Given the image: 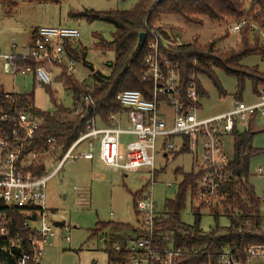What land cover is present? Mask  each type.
<instances>
[{
    "label": "built area",
    "instance_id": "2783aa9c",
    "mask_svg": "<svg viewBox=\"0 0 264 264\" xmlns=\"http://www.w3.org/2000/svg\"><path fill=\"white\" fill-rule=\"evenodd\" d=\"M249 26L264 38V31L247 19L233 22L229 32L239 35ZM164 33L152 32L148 42L145 79L153 82L152 98H145L139 91L119 93L116 100L123 111L112 115L109 125L102 124L95 116L61 159L57 154L56 138H48L42 152L31 150L29 143L43 126V121L33 117L29 107L20 103L16 94L5 95L4 104L13 110L0 106V264H41L44 250L51 246L50 239L56 236L52 221L54 214L47 206L48 184L68 161L93 162L96 151L98 160L113 170L130 173L146 167L152 173L135 202L137 227L141 234L127 245L128 258L124 264H179L187 255L182 249L170 246L171 236L158 237L165 221L157 212L150 189L156 182L160 148L163 157L168 158L178 150L173 139H189L197 171L202 173L193 200L198 208L210 210L226 198L225 187L230 181L229 159L224 154L226 137L239 131L241 124L244 130L240 132L250 128L252 119L264 118V88L252 104L235 102L226 113L199 117L202 98L197 83L192 81L183 94L177 67L162 56V51L169 52L170 46L183 43L179 36ZM80 39L77 28L39 27L23 56L34 61L37 67L10 68L22 75L33 73L38 83L52 87L54 68L73 76L76 61L68 56L66 46L78 49L76 45ZM16 48L13 45V51ZM12 57H16L15 54L0 53V65ZM46 63L50 65L48 69L43 66ZM82 88L85 94L74 104L76 114L89 107L94 111V100L89 92L91 86ZM125 123L127 129L122 128ZM123 135L134 138L125 147L121 141ZM38 169H43L40 175L36 173ZM258 175L263 177L262 168ZM166 243L168 247L164 245ZM115 250L121 252V247L117 245ZM256 261H264V245L248 247L244 259L231 251L223 253L218 264H254Z\"/></svg>",
    "mask_w": 264,
    "mask_h": 264
},
{
    "label": "trees",
    "instance_id": "16d2710c",
    "mask_svg": "<svg viewBox=\"0 0 264 264\" xmlns=\"http://www.w3.org/2000/svg\"><path fill=\"white\" fill-rule=\"evenodd\" d=\"M25 1L46 2L55 0ZM0 3L8 10H12L14 6L18 5L12 4L10 0H0ZM70 16L72 19L86 20L89 23L105 22L115 30L110 41L100 34L94 36L97 40L94 49L103 53L112 52L115 54L114 62L109 65L111 70L109 75L93 71L89 92L94 100V111L90 112L89 109L85 108L81 113L76 114L75 105L73 108L57 105L50 86L43 84L41 85L50 91L53 98L55 110L52 113L38 110L35 107L32 94H16L15 96L20 103L29 107L33 117L43 121V126L29 143L31 150L42 152L47 139L56 138L59 159L86 131L88 123L95 116L102 124L109 125V118L123 111L116 100L119 93L127 90L139 91L145 98H152L153 82L145 79L148 69L145 61L149 54L148 42L152 32L165 35L161 27L157 26L162 18L176 17L184 20L186 24L201 27L205 20L229 23L230 21L236 22L247 19L251 24L264 31V0H139L128 11H85ZM36 31L37 29H35ZM144 33L147 34V41L140 48V36ZM239 36L242 38V48L230 53L216 51L213 44L200 46L198 38L189 44L175 46L169 52L162 51V56L177 67L181 92L184 94L189 84L195 81L199 95L203 98L206 92L199 78L206 77L213 83L218 92L225 96L226 93L223 91L217 76V71H222L237 79L240 90L236 97L237 101L242 102L241 94L246 80L252 81L254 93L259 95L260 90L264 88V74L257 68L248 69L244 67L242 62L254 55L262 56L264 60V38L251 26L245 28ZM66 51L71 59L82 60L87 64V50L83 48L74 49L72 45H68ZM25 55L9 58L7 64L9 67L15 66L18 69L36 68L37 64L32 60L25 59L23 57ZM60 81L64 83L67 90L74 94V104L85 94L82 86L65 72L60 77ZM6 94L0 87V106L12 111L13 108L4 104ZM254 135L251 128L242 132H234L232 136L234 152L232 158L229 159L230 181L225 187L226 198L210 209L215 215L221 213L226 216L231 222L229 228L220 229L217 226L216 230L205 237H199L197 234L195 237L189 235L190 230L180 221V212L185 209L191 197L194 199L202 173L193 171L186 174L181 169L176 171L177 175L183 177V182L179 187L177 197L166 204L168 217L167 219L164 217L165 222L158 233V237L166 238L172 233L175 234L176 237L170 246L175 249H182L187 253L179 264H218L219 256L225 252L224 247L236 254L238 258L244 259V251L248 247L264 245L262 201L250 184V160L262 153L252 147ZM183 141L184 146L177 152L178 155L190 152L189 139ZM42 172L43 169L36 171L38 175ZM141 192L134 195L135 202ZM198 210L202 209L198 208ZM215 217L218 221L219 217ZM139 234H141V230L137 225L112 222L99 223L93 232L97 238L105 239L104 245L109 264H124L128 258L127 245ZM117 245L121 247V252L115 250ZM164 245L168 247L167 243ZM195 245L201 246L202 249L195 250L193 248Z\"/></svg>",
    "mask_w": 264,
    "mask_h": 264
},
{
    "label": "rangeland",
    "instance_id": "374dc122",
    "mask_svg": "<svg viewBox=\"0 0 264 264\" xmlns=\"http://www.w3.org/2000/svg\"><path fill=\"white\" fill-rule=\"evenodd\" d=\"M10 1L12 4H18L12 10H8L0 3L1 53L8 56L15 54L16 57L25 55L31 45L33 33L39 27L77 28L81 33V39L76 47L87 50V64L82 60H75L76 69L72 78L81 86H91L93 71L109 75L111 73L109 65L115 60L114 53H103L94 49L97 41L94 36L100 34L110 41L115 30L105 22L89 23L86 20L72 19L70 15L85 11H128L139 0ZM232 23V21L220 23L205 20L201 27L186 24L184 20L176 17H165L157 23V26L173 37L179 36L183 44H189L198 38L200 46L213 44L216 51L230 53L242 48V38L239 35L229 34ZM13 45L17 47L15 51H13ZM175 46L177 45L170 46V50ZM242 65L248 69L257 68L264 74L262 56L248 57ZM43 66L47 69L50 67L47 63ZM63 73L62 69L54 68L52 75L54 85L50 88L57 105L73 108L74 94L67 90L64 83L60 81ZM217 76L226 93L225 96L218 92L208 78H199L206 92L200 103L199 117L201 118L226 113L235 102H239L236 98L240 91L237 79L222 71H217ZM0 85L6 93L32 94L35 107L42 112L52 113L55 110L50 91L35 80L33 73L22 75L21 72L8 68V64L2 61ZM241 96L242 102L246 104L256 101L252 81H245ZM168 112L172 113L170 110ZM122 128L127 129L128 124H123ZM250 128L255 134L252 147L262 152L250 160L249 172L250 184L262 201L261 215L264 231V175L263 177L258 175L260 168L264 171V118L252 119ZM240 130H244L243 124L240 125ZM133 140L134 138L127 135L121 138L124 147ZM162 151L160 148L157 157L156 182L150 190L153 192L157 212L167 219L166 204L177 197L179 187L183 182V177L177 175L176 171L181 169L186 174L197 172V166L193 170V159L195 158L193 153L181 155L175 153L165 159ZM198 151L201 161V149ZM233 152V138L227 136L224 154L230 159ZM49 171H52V168ZM151 175L150 169L146 167L130 173L108 168L98 161V151H96L93 165L85 160L68 161L60 174L53 178L47 187V206L54 214L52 221L56 236L50 239L51 246L48 245L44 250L41 264H109L104 241L94 236L93 232L99 223L136 225L138 217L135 211L134 195L144 191ZM169 185L172 187L169 188ZM215 216L219 217L218 221ZM180 221L190 230L189 235L194 237L196 234L199 237H205L216 230L217 226L220 229L231 226L230 220L221 213L215 215L210 210H198L192 197L185 209L180 212ZM58 222L64 225L55 227V223ZM170 236L172 240L176 237L174 233ZM193 248L202 249L201 246L196 245ZM223 250H225L224 253L229 251L225 247ZM256 263L264 264V261H256Z\"/></svg>",
    "mask_w": 264,
    "mask_h": 264
},
{
    "label": "crops",
    "instance_id": "0c3cea01",
    "mask_svg": "<svg viewBox=\"0 0 264 264\" xmlns=\"http://www.w3.org/2000/svg\"><path fill=\"white\" fill-rule=\"evenodd\" d=\"M0 53H1V51H0ZM2 54V53H1ZM3 55H5V54H3ZM8 56V55H7ZM8 68H10L9 66H8ZM0 87L3 89V91H4V88H3V86H1L0 85ZM5 92V91H4ZM6 93V92H5ZM7 94H14V93H7ZM256 97H257V95H256ZM239 131H240V129H239ZM173 142L176 144V146L178 147V150L176 151V152H174L173 154H177V152L179 151V150H181V148L184 146V141H183V139H180V138H175V139H173ZM190 153V152H189ZM165 159H168V158H165ZM99 161V160H98ZM165 161H168V160H165ZM89 163V162H88ZM90 163H92V165H93V162H90ZM102 163V162H101ZM195 166H197V163L195 162V158L193 159V170L195 169ZM196 170H197V167H196ZM137 225V224H136ZM254 264H257V263H254Z\"/></svg>",
    "mask_w": 264,
    "mask_h": 264
},
{
    "label": "water",
    "instance_id": "95a60500",
    "mask_svg": "<svg viewBox=\"0 0 264 264\" xmlns=\"http://www.w3.org/2000/svg\"><path fill=\"white\" fill-rule=\"evenodd\" d=\"M146 41H147V34H141V36H140V44H139V47L141 48V47H143L144 45H145V43H146ZM89 110H90V112H92V107H89L88 108ZM62 225H64V224H62V223H55V227H60V226H62Z\"/></svg>",
    "mask_w": 264,
    "mask_h": 264
}]
</instances>
